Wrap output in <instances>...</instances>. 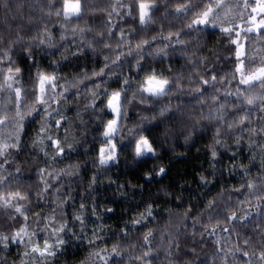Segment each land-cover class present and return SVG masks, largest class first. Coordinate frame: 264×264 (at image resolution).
Masks as SVG:
<instances>
[{
    "label": "clouds",
    "instance_id": "obj_1",
    "mask_svg": "<svg viewBox=\"0 0 264 264\" xmlns=\"http://www.w3.org/2000/svg\"><path fill=\"white\" fill-rule=\"evenodd\" d=\"M0 264H264V0H0Z\"/></svg>",
    "mask_w": 264,
    "mask_h": 264
}]
</instances>
